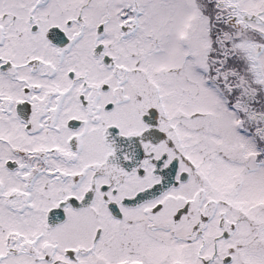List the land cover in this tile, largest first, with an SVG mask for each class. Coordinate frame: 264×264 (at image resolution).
Returning a JSON list of instances; mask_svg holds the SVG:
<instances>
[{"label": "snow or ice", "instance_id": "1", "mask_svg": "<svg viewBox=\"0 0 264 264\" xmlns=\"http://www.w3.org/2000/svg\"><path fill=\"white\" fill-rule=\"evenodd\" d=\"M0 264H264V0H0Z\"/></svg>", "mask_w": 264, "mask_h": 264}]
</instances>
